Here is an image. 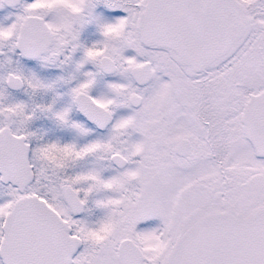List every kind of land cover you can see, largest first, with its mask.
I'll use <instances>...</instances> for the list:
<instances>
[{
  "label": "snow or ice",
  "instance_id": "snow-or-ice-1",
  "mask_svg": "<svg viewBox=\"0 0 264 264\" xmlns=\"http://www.w3.org/2000/svg\"><path fill=\"white\" fill-rule=\"evenodd\" d=\"M0 264H264V0H0Z\"/></svg>",
  "mask_w": 264,
  "mask_h": 264
}]
</instances>
